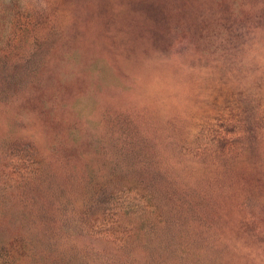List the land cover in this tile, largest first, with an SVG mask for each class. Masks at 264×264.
<instances>
[{"label":"rangeland","instance_id":"374dc122","mask_svg":"<svg viewBox=\"0 0 264 264\" xmlns=\"http://www.w3.org/2000/svg\"><path fill=\"white\" fill-rule=\"evenodd\" d=\"M0 264H264V0H0Z\"/></svg>","mask_w":264,"mask_h":264}]
</instances>
